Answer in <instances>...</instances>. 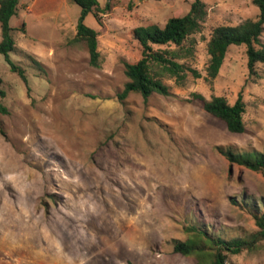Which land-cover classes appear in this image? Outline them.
Listing matches in <instances>:
<instances>
[{"label": "rangeland", "instance_id": "rangeland-1", "mask_svg": "<svg viewBox=\"0 0 264 264\" xmlns=\"http://www.w3.org/2000/svg\"><path fill=\"white\" fill-rule=\"evenodd\" d=\"M193 1L98 0L102 23L93 13L84 21L99 32L97 66L86 43L73 41L77 3L20 1L10 56L28 84L0 53L9 108L0 125V264H211L176 252L175 241L192 226L226 239L259 230L253 207L263 208L264 176L217 146L264 148V64L250 73L246 46L231 45L218 76L206 78L212 29L257 19L252 0H204L190 61L201 77L168 80L172 95L118 96L128 81L124 63L142 55L134 29L163 26ZM195 92L230 103L242 96L245 130L229 131ZM227 263L264 264V240Z\"/></svg>", "mask_w": 264, "mask_h": 264}, {"label": "trees", "instance_id": "trees-1", "mask_svg": "<svg viewBox=\"0 0 264 264\" xmlns=\"http://www.w3.org/2000/svg\"><path fill=\"white\" fill-rule=\"evenodd\" d=\"M21 0H0L1 40L0 53L5 55L13 72L18 73L26 84L28 77L26 69L17 64L10 53L17 51L16 40L13 35L11 19L17 14ZM81 7V15L77 23V33L73 41H84L88 47L90 61L97 66L100 61L99 32L85 24V18L93 13L99 23L104 9L98 0H72ZM258 6L260 13L257 19H247L237 25H217L212 29L207 42L209 60L206 78L215 79L226 58L231 45H245L250 73H256L258 63L264 64V0H252ZM207 16V6L204 0H194L188 13L171 17L160 26H138L134 29V37L142 46V55L135 62L126 61L125 73L128 81L118 94L124 100L129 93L139 92L145 98L153 93L172 95L173 80L178 85H184L189 76L198 78L202 73L190 65L195 56L198 39L196 34L202 29ZM26 23L22 27L25 29ZM157 45V47H155ZM41 69L37 60L34 62ZM6 96L3 79L0 76V125L1 115L7 114L9 108L2 101ZM194 99L203 103L204 109L215 117L223 120L229 131L241 133L245 130L246 103L240 96L234 103H230L223 95H213L206 98L203 94L193 93ZM219 151L232 163L247 167L264 176V148L262 150L237 151L230 146H217ZM258 206L253 207V215L259 230L249 238L237 237L226 239L211 235L205 228L192 226V233L188 239L175 241V251L183 254H196L198 257L210 261L211 264H228L231 253H239L244 249H252L258 242L264 240V198ZM252 203L248 205L251 206ZM252 207V206H251Z\"/></svg>", "mask_w": 264, "mask_h": 264}]
</instances>
